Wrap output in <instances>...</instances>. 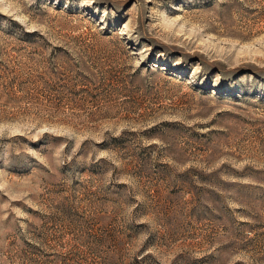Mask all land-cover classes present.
<instances>
[{"label": "rangeland", "instance_id": "obj_1", "mask_svg": "<svg viewBox=\"0 0 264 264\" xmlns=\"http://www.w3.org/2000/svg\"><path fill=\"white\" fill-rule=\"evenodd\" d=\"M0 264H264V0H0Z\"/></svg>", "mask_w": 264, "mask_h": 264}]
</instances>
